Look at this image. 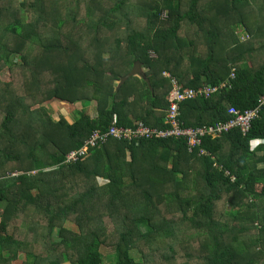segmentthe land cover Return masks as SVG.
I'll return each mask as SVG.
<instances>
[{
	"label": "trees",
	"instance_id": "obj_1",
	"mask_svg": "<svg viewBox=\"0 0 264 264\" xmlns=\"http://www.w3.org/2000/svg\"><path fill=\"white\" fill-rule=\"evenodd\" d=\"M136 61L148 83L119 84ZM163 73L183 89L230 79L179 104L183 127L256 106L264 0H0V264H104L101 247L111 264H264V109L246 134L191 150L182 137L109 138L65 161L113 120L167 127ZM51 100L96 115L55 120Z\"/></svg>",
	"mask_w": 264,
	"mask_h": 264
},
{
	"label": "built area",
	"instance_id": "obj_2",
	"mask_svg": "<svg viewBox=\"0 0 264 264\" xmlns=\"http://www.w3.org/2000/svg\"><path fill=\"white\" fill-rule=\"evenodd\" d=\"M163 74L167 77H171L168 73ZM234 76V69H232L230 79H233ZM230 79H226L217 85L205 84L197 88L183 89L177 81L171 77L172 87L168 95L169 107L166 115V120L169 123L167 127L152 128L145 125L142 121H136L133 127H122L118 126L113 120L106 130H94L89 138L85 140L84 145L81 148L68 152L65 156V161L72 162L77 160L80 156L86 155L89 148L97 147L109 138L126 139L131 141L151 138L182 137L185 139L189 150H191L193 147L199 146L201 138L204 136L216 137L233 128H238L242 134H246L250 129L252 120L259 115V112L262 109H264V94L260 96L257 105L253 108L239 111L234 107H230L228 109L230 117L226 121L215 122L210 125L193 128L183 127L179 120V104L182 101L197 96L209 98L217 90L225 87L230 82ZM200 151L201 153H205L201 149ZM16 174V172H13L11 175ZM230 180L234 181V177H231Z\"/></svg>",
	"mask_w": 264,
	"mask_h": 264
},
{
	"label": "rangeland",
	"instance_id": "obj_3",
	"mask_svg": "<svg viewBox=\"0 0 264 264\" xmlns=\"http://www.w3.org/2000/svg\"><path fill=\"white\" fill-rule=\"evenodd\" d=\"M164 16V15H162ZM14 61H17V58H14ZM65 101H55V100H51L49 102H46V106L48 108V112L52 115V117L55 120H58L61 116L68 118L69 120L72 118L73 115V111H71L70 113V117L67 115L66 113V107L68 106L69 110H72L71 108L73 107L72 105H67L64 103ZM67 103V102H66ZM72 106V107H71ZM76 106V105H75ZM75 108V107H74ZM80 110H84V109H80ZM85 111V110H84ZM93 111V110H92ZM65 226L68 227L69 229H72L74 231H77V226L73 223L70 222H66ZM140 253L138 250H132L130 252V255L132 258H134L135 260H140ZM101 254H102V258L104 261V264H111L114 260V254H113V250L110 248H106V247H101ZM20 260L24 259V254H20L19 255ZM63 264H69L68 262H65Z\"/></svg>",
	"mask_w": 264,
	"mask_h": 264
},
{
	"label": "crops",
	"instance_id": "obj_4",
	"mask_svg": "<svg viewBox=\"0 0 264 264\" xmlns=\"http://www.w3.org/2000/svg\"><path fill=\"white\" fill-rule=\"evenodd\" d=\"M242 32L243 31H240L239 32V36L241 37V35H243L242 34ZM65 104H67V105H72L71 107V109L72 110H69V108H68V106L66 107V113H67V115L70 117L71 115H70V113H71V111H73L74 109L75 110H80V109H84L86 112H88L89 113V115L90 116H95L96 115V111H95V105H94V103H88L87 105H82V103L81 102H76V103H73V104H69V103H66V102H64ZM76 105V106H75ZM75 107V108H74ZM93 110V111H92ZM71 118V117H70ZM73 118V117H72ZM68 119L69 121H72L73 119ZM260 142H262L261 140H259V141H253V143H252V145H251V148H254V146L257 144V143H260Z\"/></svg>",
	"mask_w": 264,
	"mask_h": 264
},
{
	"label": "water",
	"instance_id": "obj_5",
	"mask_svg": "<svg viewBox=\"0 0 264 264\" xmlns=\"http://www.w3.org/2000/svg\"><path fill=\"white\" fill-rule=\"evenodd\" d=\"M133 75H137V76L141 77L143 80H145L146 83H148V79L146 78V76L142 70L141 63L139 61H136V62H134L133 67L130 70V72L121 78L119 84L123 83L127 78H129L130 76H133Z\"/></svg>",
	"mask_w": 264,
	"mask_h": 264
}]
</instances>
